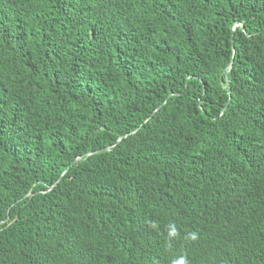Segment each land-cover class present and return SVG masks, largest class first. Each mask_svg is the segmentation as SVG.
Returning <instances> with one entry per match:
<instances>
[{
    "label": "trees",
    "instance_id": "obj_1",
    "mask_svg": "<svg viewBox=\"0 0 264 264\" xmlns=\"http://www.w3.org/2000/svg\"><path fill=\"white\" fill-rule=\"evenodd\" d=\"M0 264H264V0H0Z\"/></svg>",
    "mask_w": 264,
    "mask_h": 264
},
{
    "label": "water",
    "instance_id": "obj_2",
    "mask_svg": "<svg viewBox=\"0 0 264 264\" xmlns=\"http://www.w3.org/2000/svg\"><path fill=\"white\" fill-rule=\"evenodd\" d=\"M227 84H228V86H229V81H227ZM80 159H81V158L77 159V161L80 160Z\"/></svg>",
    "mask_w": 264,
    "mask_h": 264
}]
</instances>
